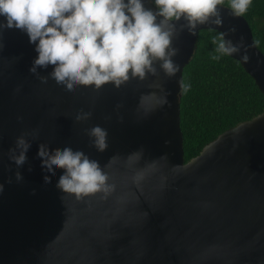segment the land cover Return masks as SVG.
I'll use <instances>...</instances> for the list:
<instances>
[{
	"label": "water",
	"instance_id": "95a60500",
	"mask_svg": "<svg viewBox=\"0 0 264 264\" xmlns=\"http://www.w3.org/2000/svg\"><path fill=\"white\" fill-rule=\"evenodd\" d=\"M217 8L219 25L213 17L190 32L183 16L170 22L175 73L157 58L143 79L72 93L50 79L51 66L29 70L37 53L24 31L0 29V264H264V111L184 158L180 82L200 31L224 33L264 94V54L248 21ZM97 125L103 151L87 132ZM21 134L30 147L16 165L8 150ZM41 146L82 151L113 190L77 200L57 187L63 169L45 185Z\"/></svg>",
	"mask_w": 264,
	"mask_h": 264
},
{
	"label": "clouds",
	"instance_id": "9594fccd",
	"mask_svg": "<svg viewBox=\"0 0 264 264\" xmlns=\"http://www.w3.org/2000/svg\"><path fill=\"white\" fill-rule=\"evenodd\" d=\"M221 3L222 0H154V12L144 7L143 0H0V29L24 31L37 53L29 70L51 66L50 79L72 93L77 85L99 89L112 82L119 86L129 79V74L143 79L146 70L155 72L153 61L157 58L167 74L175 73L178 66L170 59L174 50L169 47L174 25L170 22L183 16L190 32L213 17L211 22L219 25L217 5ZM250 3L251 0H230L231 14L241 16ZM157 16L161 17L159 22ZM223 36L217 33L212 38L216 42L219 37L216 52L223 56L237 52L238 47ZM211 58L219 60L220 56ZM241 59L246 61L248 57L245 54ZM180 83L182 92L191 87L183 80ZM88 115L79 113L76 119ZM87 132L94 138L97 150L103 151L107 146L106 130L97 125ZM29 147L24 134L17 136L15 147L8 150L9 159L16 165L23 164ZM37 159L46 173L44 184L51 183L47 176H55V169H63L57 187L77 200L98 192L106 196L114 188L107 183L108 174L98 162L80 150L66 146L50 153L41 146ZM16 177L20 179L19 172Z\"/></svg>",
	"mask_w": 264,
	"mask_h": 264
},
{
	"label": "trees",
	"instance_id": "16d2710c",
	"mask_svg": "<svg viewBox=\"0 0 264 264\" xmlns=\"http://www.w3.org/2000/svg\"><path fill=\"white\" fill-rule=\"evenodd\" d=\"M154 4V0H150ZM230 0L221 5L229 8ZM155 5V4H154ZM156 6V5H155ZM243 16L255 43L264 54V0H251ZM216 30H202L182 80L190 83L180 91V124L185 161L197 156L219 134L264 111V94L237 60L216 52ZM219 55V60H213Z\"/></svg>",
	"mask_w": 264,
	"mask_h": 264
}]
</instances>
